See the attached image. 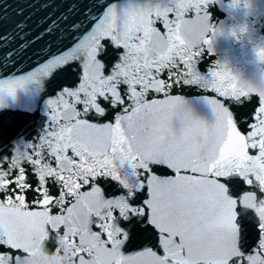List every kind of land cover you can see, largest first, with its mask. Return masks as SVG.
<instances>
[{
  "label": "snow or ice",
  "instance_id": "snow-or-ice-1",
  "mask_svg": "<svg viewBox=\"0 0 264 264\" xmlns=\"http://www.w3.org/2000/svg\"><path fill=\"white\" fill-rule=\"evenodd\" d=\"M213 2L42 0L39 19L0 31V108L52 86L41 132L0 140V264H33V245L69 264H264V219L242 211L249 193L264 200V91L200 64ZM164 115L192 142L169 136L146 159ZM213 220L226 257L208 246Z\"/></svg>",
  "mask_w": 264,
  "mask_h": 264
},
{
  "label": "water",
  "instance_id": "water-1",
  "mask_svg": "<svg viewBox=\"0 0 264 264\" xmlns=\"http://www.w3.org/2000/svg\"><path fill=\"white\" fill-rule=\"evenodd\" d=\"M41 3L42 0H0V31L10 30L16 21L24 20L30 14L33 21L39 19L44 15ZM210 11L209 26L215 32L211 44L212 52L209 54L205 49L200 64L204 66L205 71L209 66L223 64L238 79L255 80L260 69L252 62L256 58V50L264 48V0H237L236 3H233V0H214ZM20 12L23 15H20ZM4 14L7 18H4ZM189 15L194 16V13ZM233 31L236 33L235 36L231 34ZM26 75V72H17L9 78ZM51 88L46 80H40L38 83L30 84L26 90L19 91L15 99H9L6 107L0 108V140L15 137L11 142L23 145L41 132L47 116V101ZM185 98L190 101L199 118L208 123L212 122L211 111L199 93L186 95ZM242 204L244 205L242 211L245 214L253 211L264 219V200L257 203L249 193L242 198ZM226 217L227 213H220L217 218ZM246 221L249 223L254 221L251 212L247 214ZM210 224L213 235L208 241V246L211 242L218 241L216 250L209 248L226 257L228 251L223 246L225 236L219 231L216 220ZM54 243L53 239L49 246Z\"/></svg>",
  "mask_w": 264,
  "mask_h": 264
},
{
  "label": "clouds",
  "instance_id": "clouds-1",
  "mask_svg": "<svg viewBox=\"0 0 264 264\" xmlns=\"http://www.w3.org/2000/svg\"><path fill=\"white\" fill-rule=\"evenodd\" d=\"M258 48L255 52V60L252 62L260 70L256 74L255 80H240L237 78L238 84L243 85L246 89L253 93L264 91V55L261 54ZM169 136L178 137L176 141V147L181 148L191 144L193 139V129L185 128L182 132L178 133L172 125V117L170 115H164L159 118L153 126L151 132L152 142L157 147H152L146 150L144 153L147 159L153 155L158 146L165 145ZM252 195V194H251ZM58 245L63 248L62 241H57ZM210 248L216 250L218 248V241H213L209 245ZM31 256L33 264H69L68 255L63 252H55L47 248L46 246H35L31 247Z\"/></svg>",
  "mask_w": 264,
  "mask_h": 264
}]
</instances>
